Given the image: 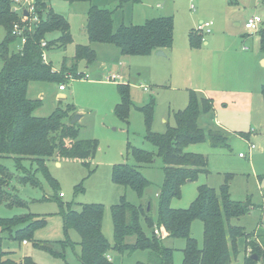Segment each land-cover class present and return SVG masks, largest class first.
Listing matches in <instances>:
<instances>
[{"label": "rangeland", "instance_id": "obj_1", "mask_svg": "<svg viewBox=\"0 0 264 264\" xmlns=\"http://www.w3.org/2000/svg\"><path fill=\"white\" fill-rule=\"evenodd\" d=\"M27 1L34 0H22V3ZM119 1L48 0L52 9L69 21L74 37V41L64 46L58 39L59 31L51 32L47 36L50 43L49 49L46 48L48 60L51 57L55 72L65 77L67 98L56 96L61 84L53 81L30 82L28 96L41 99L39 107L34 111L36 116H49L58 108L67 112L64 119L66 122H72L78 114L82 115L76 122L80 129V137L96 139L97 149L94 157L87 160L57 157L49 159L46 171H43L33 159L23 160L21 166L11 157L2 159V163L12 173V179L5 183L4 188H9L13 195L22 198L26 202V207L1 205L0 216L12 217L31 212L39 218H44L46 225L34 231V240L59 241L67 238L62 210L63 208L67 210L68 204L73 210H80L86 204H103V231L112 244L114 225L111 209L120 201L122 195H126V199L134 204L146 205L151 201V215L157 219V195L164 180L163 160L156 157L151 165L142 167V172L151 181L143 198H139L131 188L126 189L115 183L112 177L113 169L115 165L121 163L137 165L131 154L130 145L157 152V148L145 139L146 116L140 107L153 104L151 130L157 133H164L167 125L174 126L176 123L174 113L187 107L190 92L186 95L181 90L179 71L181 70L183 78L187 77L182 64L186 60L185 50L191 48L188 35L192 29L198 28L200 20L212 21L214 24L212 34L204 35L203 42L211 41V37L222 36L225 32L228 39H234L232 42L240 41L242 38L244 42L242 46H248L249 51L255 54L261 53L256 61H245L240 57L242 65H239L235 72L243 76L241 81L246 88L251 87L252 83L260 86L264 82V63L258 59L264 54V23L257 29L245 28V22L252 16L259 15L264 19V0H141L142 2L138 4L127 3L115 11L116 27L122 23L142 24L146 18L160 14L173 15L175 40L166 57H158L155 54L123 56L120 49L113 44L88 40L85 25L90 5L113 9L117 7ZM5 36L6 28L0 25V43ZM18 43L19 40L11 45L12 51L19 49ZM76 44L95 48L96 60L92 63L86 60L76 61L74 59ZM201 47L207 48L203 43L197 48ZM243 53L241 51V54ZM64 59L67 60L66 67L62 66ZM48 60L46 62H49ZM196 60L199 61L200 57L197 56ZM204 62L205 58L202 62L200 60L198 67L203 78L207 80L208 68L203 67ZM86 63L89 64L88 68ZM245 63H253L255 66L244 65ZM111 72L119 73L121 77L117 81L107 80ZM79 73H82V77L76 78ZM85 74L88 76H84ZM227 79L233 82V78L228 75ZM119 80L130 83L131 86L133 104L126 120L121 119L115 112V107L120 102L117 85ZM200 85H204L202 79ZM145 87L148 90H145ZM41 93L45 94L43 98H40ZM198 95L208 98L203 94ZM219 100L217 99L215 105L219 104ZM235 102L238 107H244L238 100ZM214 118L213 112L208 113L199 118V124L204 129H209L215 123ZM227 135L229 147H212L209 141L190 144L187 147L188 151L208 157L209 172L201 173L193 181L188 180L182 186L181 196L172 199L171 206L183 209L190 207L199 194L200 186L206 184L219 189L225 175L233 174L231 196L238 201L250 197L251 211L242 217L233 218L232 224L243 226L246 231L253 232L254 237H251V240L258 242L264 252V134L253 140L258 148L252 153L249 152L246 141L230 133ZM240 151L247 157L240 158ZM26 176H29V181H20V178ZM144 226L149 231L146 224ZM192 234L202 245V221L197 220L193 223ZM68 236L75 246L67 247L63 258L36 248L32 242L19 243L16 240H9L6 236L3 247L15 252L13 257L17 263H24L25 256H29L38 264H83L79 259L81 251L79 232L72 227L68 230ZM161 237L163 239L164 234ZM164 244L174 249V264H182L185 240L167 238ZM239 248L240 254L234 264H243L244 256L252 249L251 246L247 247L246 241H241ZM118 254L121 253L112 251L110 257H118ZM148 254V251H136L129 256L125 252L122 254L123 263L138 264L139 261L146 263ZM115 262L120 264L121 259L117 258Z\"/></svg>", "mask_w": 264, "mask_h": 264}, {"label": "trees", "instance_id": "obj_2", "mask_svg": "<svg viewBox=\"0 0 264 264\" xmlns=\"http://www.w3.org/2000/svg\"><path fill=\"white\" fill-rule=\"evenodd\" d=\"M140 2L120 0L113 9L91 4L85 25L90 42L113 44L123 56L150 55L173 47L175 20L172 15L148 18L142 24L122 23L115 28V11L127 3ZM15 3L16 0H0V25L6 28V36L0 43V206L26 207L22 198L13 195L8 187L4 188L5 183L12 179V173L2 163L3 158L11 157L19 166L23 160L33 159L46 171L47 161L54 157L82 160L94 157L97 140L81 138L78 124L64 121L67 112L63 109L58 108L49 116L34 114L41 99L28 96L30 82L53 81L61 85L66 82L65 77L55 72L51 61L43 60L41 43L43 40L48 41V34L54 31H59L58 39L64 46L73 41V36L69 21L55 12L48 0H34L38 21L31 30L25 31L27 41L23 48L12 51L11 45L18 40L12 32L13 26L15 23L24 24L12 9ZM189 36L191 46L202 44V32L193 29ZM49 46L48 41L46 48L49 49ZM74 59L92 63L96 60V51L90 45L79 44ZM66 64L67 60L64 59L63 66L66 67ZM81 74L76 78H81ZM117 85L120 102L115 112L126 120L133 104L131 86L123 82ZM261 93L264 97V84ZM198 94L194 90L190 91L187 107L174 113L176 123L174 126L167 125L164 133L151 130L153 104L140 107L146 116L145 139L157 148V152L130 145L137 165L121 163L113 169L115 183L126 189L131 188L139 198H143L151 181L142 172V167L151 165L156 157L163 160L164 180L157 195V219L151 215L152 204L148 211L147 204H134L126 199V195H122L111 209L114 225L112 244L103 231V204H86L80 210H73L69 204L67 210L62 207L67 238L59 241L34 240V231L46 225V220L34 213L0 216V264H17L13 257L15 252L3 247L5 236L19 243L32 242L36 248L55 257H65L66 248L75 246L68 238V230L72 227L81 236L79 259L83 264H117L110 257L112 251L121 254L127 252L129 256L136 251H148V261H139L138 264H174V249L164 244L167 238L185 240L182 264H234L240 254L241 241H246L247 247L252 248L244 256L243 264L264 263L261 245L251 240L254 233L246 231L243 226L232 224L233 218L242 217L251 211L250 197L238 201L231 196L233 174L225 175L219 189L206 184L200 186L199 194L190 207L183 209L171 206L172 199L181 196L182 186L188 180L193 181L201 173L209 172L208 157L188 151L187 147L205 141H209L212 147H229L228 135L219 129H204L200 126L199 118L213 110V100L199 97ZM20 181H29V176L20 178ZM197 220L203 223L202 245L192 234V225ZM145 224L149 231L145 229ZM157 227L166 230L165 238L156 235ZM254 254L258 259L252 258ZM23 264L38 263L25 256Z\"/></svg>", "mask_w": 264, "mask_h": 264}, {"label": "crops", "instance_id": "obj_3", "mask_svg": "<svg viewBox=\"0 0 264 264\" xmlns=\"http://www.w3.org/2000/svg\"><path fill=\"white\" fill-rule=\"evenodd\" d=\"M159 16H169V15L160 14ZM202 21L203 20H200V23ZM262 23H264V19ZM117 27L115 26V28ZM212 31L213 28L208 35L212 34ZM203 34L206 35L207 33H203ZM211 38H212L211 41L210 40H204V42L202 41V43L205 46H207L206 49H203V47L197 48L191 46V48L185 50L186 60L184 61L182 66L185 69L187 77L183 78L181 74V70L179 71L178 80H179L180 88L186 95L191 91V89H193L197 93L206 95L207 97L211 98L213 100V110L210 113L212 112L214 113L215 123L213 127H209V128L219 129L226 135L230 133L234 137L241 138L242 140H244V142L246 141L248 143L249 152L252 153L254 150L258 148V146L255 144V142H253V140L260 136H263L264 134V97L261 93V86L264 84V82L260 84V86H258L257 83L254 84L252 83L251 87L246 88L241 81L243 80V76L241 74L236 73L235 71L237 70L239 65H242L240 57H243L245 61H256L258 55H261V53L255 54L254 52L249 51L250 49L248 48V46H244V45L242 46V43H244L242 38L240 39V41L232 42L234 39H228V37L225 36V32L222 36L219 37L213 36ZM174 40H175V29H174ZM73 41H74V37H73ZM19 44L20 43H18V45ZM77 45L79 44H76V47ZM172 48L173 47L169 49H164L163 51L165 52V55L158 54L159 51H156L152 54H155L158 57H166L168 56L169 51ZM241 51L244 53L241 54ZM197 56L200 57L201 62L202 59L205 58L203 67L208 68L207 80L203 78V74L199 70L198 65L200 63V60L199 61L196 60ZM258 59L260 61L262 60V63H264V54ZM48 61L53 62L51 57L49 58ZM88 65L89 64L86 65L87 68L89 67ZM235 65H237L236 68ZM244 65H249L253 67L255 66L253 63H245ZM227 75L233 78V82L228 81ZM201 79L203 80L204 85H200ZM145 90H148V88H146ZM65 91L66 90H60L59 87V91L56 92V96L58 98L66 99L67 94L65 93ZM44 95H45L44 93H41L40 98H43ZM217 99H220L219 104L215 105ZM236 100H238L239 103L241 102V104L244 107L242 108L238 107V105L235 104ZM251 143H254L256 147L252 149L250 147ZM240 153H242V151L239 152L240 158L244 159L247 157L246 154L244 156H240ZM117 258L121 259L120 264H122L123 255L118 254V257L117 256L112 257L113 261H116Z\"/></svg>", "mask_w": 264, "mask_h": 264}, {"label": "built area", "instance_id": "obj_4", "mask_svg": "<svg viewBox=\"0 0 264 264\" xmlns=\"http://www.w3.org/2000/svg\"><path fill=\"white\" fill-rule=\"evenodd\" d=\"M12 9L15 13H17L22 18V22L24 23V24L15 23L13 26V31H12L13 34L20 41L19 49H18L20 50L23 48L24 44L27 41V38L25 36V31L32 29L33 24L36 21H38V16L36 14V8H35L34 1H27L25 3H22V0H16V3L13 5ZM25 12H27V15H25ZM262 21H263V18L261 16L259 15L252 16L248 18L247 21L245 22V28L247 30L257 29L258 26L262 23ZM212 25H213L212 21H205V22L202 21L199 24L197 30L202 33H209L212 30ZM47 46H48V42L46 40H43L41 43V47L43 48L42 57L45 62L48 60L47 51H46ZM84 76L87 77L88 75L85 74ZM120 77L121 75L119 73L111 72L110 74H108L107 80L117 81L118 78ZM146 88L147 87H145V89ZM60 90H66V86L60 85ZM250 147L253 149L256 147V145L254 143H251ZM244 155H245L244 153H240V156H244ZM155 233L160 238H162L161 237L162 234H164V238L167 236V232L163 227L161 228L157 227L155 229ZM24 242L26 243L27 241H24Z\"/></svg>", "mask_w": 264, "mask_h": 264}, {"label": "water", "instance_id": "obj_5", "mask_svg": "<svg viewBox=\"0 0 264 264\" xmlns=\"http://www.w3.org/2000/svg\"><path fill=\"white\" fill-rule=\"evenodd\" d=\"M25 15H27V12H25ZM158 54H160V55H165V52L163 51V50H160L159 52H158ZM82 117V115H80V114H78V115H76L75 117H74V119L72 120V122L71 123H76L80 118ZM151 201H149L148 203H147V210L149 211L150 209H151ZM252 258L253 259H258V256L256 255V254H254V255H252ZM17 264H23L22 262H20V263H17Z\"/></svg>", "mask_w": 264, "mask_h": 264}]
</instances>
